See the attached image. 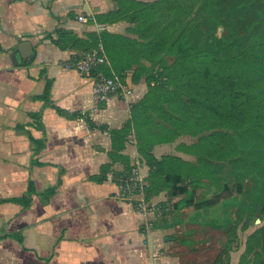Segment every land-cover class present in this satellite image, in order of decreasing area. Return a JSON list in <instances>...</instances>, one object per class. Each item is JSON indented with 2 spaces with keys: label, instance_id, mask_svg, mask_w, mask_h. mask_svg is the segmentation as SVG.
Here are the masks:
<instances>
[{
  "label": "crops",
  "instance_id": "0c3cea01",
  "mask_svg": "<svg viewBox=\"0 0 264 264\" xmlns=\"http://www.w3.org/2000/svg\"><path fill=\"white\" fill-rule=\"evenodd\" d=\"M141 1L0 0V264H206L191 238L197 224L170 227L121 195L117 177L148 182L132 122L149 89L145 76L132 81L126 61L129 92L94 103L92 81L62 65L103 31L134 37L131 22L106 14ZM183 135L190 145L192 135ZM181 136L152 153L190 160L177 148ZM244 251L233 248L228 264H243Z\"/></svg>",
  "mask_w": 264,
  "mask_h": 264
},
{
  "label": "trees",
  "instance_id": "16d2710c",
  "mask_svg": "<svg viewBox=\"0 0 264 264\" xmlns=\"http://www.w3.org/2000/svg\"><path fill=\"white\" fill-rule=\"evenodd\" d=\"M176 1L180 4L173 5ZM200 1L206 2L205 26H201L197 18L189 19ZM200 1L154 2L163 7L170 18L163 27L154 21L151 32H146L150 30L145 27L147 23H142L140 10L149 4L138 2L139 7L128 16L119 9L110 19L124 18L135 24L129 31L136 36L123 37L103 31L91 37L82 50L101 42L122 79L125 74L121 71L128 66L125 62H137L131 80L138 81L145 76L149 83L145 96L134 106L132 116L133 126L138 127L141 134L138 152L149 168L145 197L148 200L151 195L165 191L169 199L175 198L176 213L197 206L186 219L174 216L168 224L170 227L187 221L226 229L229 238L211 264H228L230 251L235 248L232 239L238 237L237 226L242 223L245 229L256 218L264 220V77L261 75L264 52H257L264 39L244 44V36L239 35L238 22L254 7L251 2L227 0L224 7L229 17L227 34L216 37L215 27L222 22L219 3L223 0ZM254 10L257 16L263 15L261 9ZM139 39L146 40L140 48L142 57L146 61L157 60L162 67L135 59ZM169 57L173 58L171 63L166 62ZM248 69H252L253 76L245 73ZM157 76L164 82L157 80ZM130 127L128 122L122 129L112 131L113 139L125 136ZM204 128L211 131L201 136V141L207 144L203 152L194 151V147L202 148L193 143L177 146L179 151L195 156V162L173 154L157 158L152 153L156 143L173 141L184 133L193 136L199 130L202 133ZM183 181L186 184H182ZM247 181L251 182L249 186H245ZM212 186L210 196L197 200L196 188L208 190ZM247 191L257 199V217L251 216L254 203L243 197ZM221 192H226V201L220 196ZM232 206L236 207L234 214L238 220L226 209ZM221 209L226 211L219 214ZM209 213H213L211 218L205 216ZM253 238L262 255L259 264H264V223L244 243L242 263L245 264L244 258L250 254Z\"/></svg>",
  "mask_w": 264,
  "mask_h": 264
},
{
  "label": "rangeland",
  "instance_id": "374dc122",
  "mask_svg": "<svg viewBox=\"0 0 264 264\" xmlns=\"http://www.w3.org/2000/svg\"><path fill=\"white\" fill-rule=\"evenodd\" d=\"M158 0H148V1H144V5L145 4H149L148 7L145 8H141L140 10L143 12L142 15V23H147L146 24V28L147 30L150 31H146V32H151L153 30V26L152 24L155 22L159 23L160 26H165L170 18V15L164 10L162 9L163 7H159L158 4L154 3L157 2ZM200 1V0H199ZM251 2V4L254 6L253 8H251V10H248L245 13L244 18L238 22V31H239V35L244 36V44H248L249 42H251L252 40L258 39L262 42V40L264 39V0H246ZM142 2V1H141ZM155 4V5H154ZM180 2L176 1V3H173V5H179ZM199 6L196 5V8L193 9L192 14L190 15L189 19L192 20L193 18H197V22L201 23V26H205V23H203V16L206 14L207 11V7H206V2L205 1H200L198 2ZM227 4V0H223L219 3V6L221 8V11L219 12L221 14V19L222 22L218 23L215 27V35L216 37H220L222 35L227 34V22H228V14L227 12L224 10V7ZM117 6H120L119 9H123L125 12V16H128L130 14V11L135 10L136 8H138L139 6H136L134 3L130 4V3H123V4H119ZM161 6H164L161 4ZM261 9L262 11V16H257L256 11L254 9ZM118 9V10H119ZM160 10V11H159ZM116 11H112V12H108L106 14L110 15V14H114ZM106 18V17H105ZM103 18V19H105ZM252 25V27L250 28L249 26ZM135 24L131 25V29L134 28ZM130 36H136L135 34H133V32L130 33ZM146 40H140L138 42V51L137 54L135 56V59L137 61H142L144 63L150 64V66H159L162 67V64L160 62H158L157 60L154 61H146L142 55L143 53L140 51V48H143L141 46L145 45ZM264 52V42H263V46L258 47L257 52ZM173 61L172 57H169L166 59L167 63H171ZM137 67V62L135 61L133 68ZM246 74L253 76L254 73H252V69H248L246 72ZM261 75L264 77V70L263 72H261ZM160 76H157V80H160L161 82L164 80L159 78ZM248 78V77H247ZM208 128H204L201 133V130H199L197 133L198 134H193L192 137H187L186 141L187 142H192L194 144V146L200 145L202 150L197 146V148L194 147V151H196L197 153L203 152V148L207 145L206 143L201 141V136H204L206 134H208L211 130H207ZM220 129V128H218ZM217 130V129H216ZM221 131H224L225 129H220ZM200 133V134H199ZM184 135L181 136V144H184L183 141L184 139ZM201 141V142H200ZM188 158H191L190 161L195 162L196 161V157L195 156H189ZM205 182H207V179H204ZM182 184H186L184 181L182 182ZM251 184V182H245V186H249ZM213 186L211 188H209L208 190H205L204 188H196L195 192H196V198L197 200H203L206 199L208 196H210V194L213 193ZM235 188L232 187V191H234ZM220 196L224 199V201H226V192H221ZM240 196V195H238ZM244 199L248 202H252L254 203V206L252 207L251 211L252 214L251 216H259V212L258 209L256 210V202L257 199L255 197H253L251 195V193L249 191L246 192L245 195H243ZM149 200V199H148ZM174 200L175 198L169 199L167 193H164V195L160 196V198L158 199H154V201H150V204L152 205V208L154 209V214L156 215V218L158 220H160L161 222H166L168 223L169 221H172L174 216L179 215L182 216L183 218H188V216L196 209V205H192L189 207H186L184 209H182L181 213H176L174 208H173V204H174ZM235 206L232 207H228L226 209H229L231 212V215L236 218V220H238L237 216H235L234 211H235ZM226 210L225 209H221L218 213L222 214L224 213ZM212 214H206L205 216L208 218H211ZM264 223V220H261L260 218H256L254 221H250L249 222V226L247 228H243L242 223H240L237 226V234L238 237L236 239H232V245L235 248H239L240 244H244L248 238V236L253 233L254 231H256L257 228H259L262 224ZM193 224H197V223H193ZM197 224L196 227H191V230H194V235L191 236V238H195L196 243H199L201 246V250L202 253L200 255V258L202 259V263H206V264H210V262L214 259L215 255L218 254L219 251H221L223 249V247L225 246V242H227L228 240V234L226 229H217L218 231H213L212 229H216L212 226L209 225H200ZM186 228V227H185ZM189 228V227H188ZM182 230V229H181ZM256 238H253L252 240V249L250 250V254L247 255L244 258L245 264H259L260 260H261V253L259 252V245L256 244ZM236 251V250H234Z\"/></svg>",
  "mask_w": 264,
  "mask_h": 264
},
{
  "label": "built area",
  "instance_id": "2783aa9c",
  "mask_svg": "<svg viewBox=\"0 0 264 264\" xmlns=\"http://www.w3.org/2000/svg\"><path fill=\"white\" fill-rule=\"evenodd\" d=\"M78 20L85 22L86 18L78 16ZM62 65L67 69L76 70L80 75L92 81L91 90L94 103H106L110 96L119 91L125 94L129 92L122 78L114 71L101 42L96 47L71 55L62 62ZM103 67L108 72H105ZM109 177L114 178L112 175ZM116 179L120 184L121 195L134 201L138 209L142 211L153 209L150 201L145 197V189L148 186L146 177L131 174Z\"/></svg>",
  "mask_w": 264,
  "mask_h": 264
}]
</instances>
